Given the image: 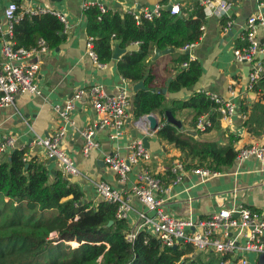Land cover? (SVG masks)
Here are the masks:
<instances>
[{
	"label": "crops",
	"instance_id": "0c3cea01",
	"mask_svg": "<svg viewBox=\"0 0 264 264\" xmlns=\"http://www.w3.org/2000/svg\"><path fill=\"white\" fill-rule=\"evenodd\" d=\"M84 1H25L32 7H44L60 13L67 20L68 27L65 32H62L63 41L60 46L56 49L49 48L39 58L36 84L42 95L34 97L30 94H22L15 99L12 106L0 108V139L13 137L16 150H25L29 159L37 158L38 161L45 163L50 172L59 171L54 162L46 159L43 149L34 143L36 135L47 137L61 125L54 107H63L77 90L92 85H100L108 94H116L119 87H127L132 104L127 110L123 134L116 141L109 138V130L97 131L94 141L98 143V149L92 150L87 157L82 155L84 141L80 131L96 120L95 112L87 98L75 102L74 110L70 115L73 125L66 126V135L62 140L61 149L81 173L80 177L70 180L81 187L86 201H92L94 204L98 201L94 189V183L97 182H105L121 190L129 189L143 164L133 167L129 182L120 185L116 175L104 164L103 157L105 154L116 151L124 157L128 153L126 147L132 140L147 138L149 145L147 149L153 157L147 167L165 187L170 189L167 195H163V198H168L162 206L165 213L176 219H191L196 222L220 210H230L237 205L264 212L263 163L254 158L240 162L234 161L232 166L219 172L218 175L202 180L200 176L192 172L197 167L186 168L180 152L156 137L161 124V118L157 113H152L156 115L158 121V129L154 135H149L152 131L137 124L139 118H136L133 112L135 83L129 80L123 83L116 67L118 59L126 50L121 49L124 52L118 59H112L102 69L97 68L85 53L88 36L86 18L81 10ZM91 1L108 8L115 6L123 14L151 9L155 4H161L167 10L177 5L181 15L185 17L191 15L193 19H196L198 13L203 11L204 16L201 22L204 30L200 40L187 49L173 50L172 53L159 57V70H162L165 65H170L173 57L180 53L185 54V51L189 50V56L193 58V61H197L202 69L201 77L193 88L183 89L177 94L169 95L168 98L185 101L193 93L206 90L228 99V87L232 84L237 94L233 100L236 105L235 114L227 120L219 115L218 127L203 132L201 139L213 140L222 146L231 144L236 152L249 145L264 146V74L251 91L247 90L248 75L253 65L238 63L233 57V50L243 45L241 37L248 17L255 13L264 15V8L259 7L257 0L234 3L231 13L233 23L226 31L224 30L225 19H219L214 15L215 5L202 6L200 0ZM8 2L9 0H0V47L1 38L7 27L3 13ZM257 37L262 39L264 33L258 30ZM116 45L117 43L114 42L113 53ZM137 48L138 46L133 45L127 51L133 52ZM257 60L262 61V57H258ZM175 75V72L164 74L166 81L169 78L173 80ZM203 117L208 120L206 116ZM177 120L181 121L183 131L193 132L189 128L191 118L188 112L180 115ZM176 162L183 163L184 172L182 180L173 184L174 174L171 168ZM131 206L136 211L144 210L136 198H132ZM127 223L129 229L135 226V212L128 214ZM246 258L250 263L257 264L256 255L246 254Z\"/></svg>",
	"mask_w": 264,
	"mask_h": 264
},
{
	"label": "trees",
	"instance_id": "16d2710c",
	"mask_svg": "<svg viewBox=\"0 0 264 264\" xmlns=\"http://www.w3.org/2000/svg\"><path fill=\"white\" fill-rule=\"evenodd\" d=\"M84 16L86 33L93 38L99 62L112 61L116 42L126 50L116 63L121 78L143 82L144 89L133 97L135 117L157 113L161 124L156 137L180 152L186 168L207 167L221 172L232 166L237 154L232 145L203 140V132L196 129L202 116L212 123L206 131L218 127L216 106L200 92L185 101L168 98L197 84L202 74L200 64L189 55L177 53L170 65L159 70V58L152 59L155 49L179 51L197 43L203 34L204 12L193 19L165 9L159 18L137 23L132 14H123L115 6L101 13L95 3ZM63 28L52 14L26 16L14 27L13 41L16 47L29 49L41 39L56 49L63 41ZM135 43H139L137 50L127 51ZM171 72L176 75L163 94L164 74ZM166 111L175 119L188 112L194 134L168 124ZM24 154L25 150L16 149L0 154V264H222L227 260V256L213 252L195 253L190 246L161 250L159 241L144 232L128 242L129 226L127 221L116 219V205L86 201L77 183L60 171L50 172L35 157L23 161ZM68 244L77 247L68 251Z\"/></svg>",
	"mask_w": 264,
	"mask_h": 264
},
{
	"label": "built area",
	"instance_id": "2783aa9c",
	"mask_svg": "<svg viewBox=\"0 0 264 264\" xmlns=\"http://www.w3.org/2000/svg\"><path fill=\"white\" fill-rule=\"evenodd\" d=\"M25 1L27 0L20 2L9 0L4 8L3 15L7 27L1 38L0 47V108L12 106L15 99L22 94H30L34 97L42 95L36 84V78L39 71V58L48 51L49 47L41 39L37 41L35 47L29 49L16 47L13 41L14 27L26 16L45 14L56 16L63 23V32L68 27L67 20L60 13L44 7H32ZM237 1L244 0H200V5H215L214 15L219 19H225L224 30L226 31L233 23L231 13L233 5ZM95 3L85 0L81 7L82 12L84 13L88 7ZM257 3L259 7L264 8V3L258 0ZM98 6L100 12L104 13L106 7L100 4ZM163 10H165V6L155 4L151 9L131 14L134 20L139 23L141 20L152 21L159 18ZM169 11L171 14L180 12L177 5L172 6ZM200 30H204L203 25ZM258 30L264 33V15L262 13H255L248 17L241 37L243 45L233 50L236 62L253 65L246 84L247 90L250 91L264 74V37L258 39ZM134 45L138 46L139 43ZM85 53L97 68L102 69L105 66L99 62L93 49V38L88 37ZM260 56L262 61L257 60ZM190 60L193 58L190 57ZM182 66L186 67L187 63H183ZM122 82L125 83L126 80L122 79ZM200 93L216 106V111L224 120L230 119L235 114L236 105L233 100L237 94L232 84L228 87V99L206 90H202ZM84 98L89 99L96 115L94 123L86 125L80 131L84 141L82 155L85 157L99 147L98 143L94 141L97 131L109 130V138L112 141H116L123 134L127 110L132 104L127 87H119L116 94H108L100 85H92L77 90L63 107H54L61 125L47 137L36 135L34 143L43 149L46 159L53 160L57 169L66 178L81 176L80 171L61 149V143L66 135V126L73 125L70 115L74 110L75 102ZM146 117L147 115L139 117L137 122L144 129H148L145 122ZM211 126L212 123L202 116L198 119L196 129L205 132ZM149 135H154V132H150ZM126 148L128 150L126 156H121L118 151L108 153L104 155L103 162L116 175L120 185L129 182V175L133 167L143 164L129 189L121 190L105 182L94 183V189L98 200L116 205L115 217L117 220L128 221V214L136 213V224L129 229L126 235L128 242H133L138 233L144 232L159 241L161 250L190 246L195 253L213 252L220 257L227 256V260L222 264H252L247 260L246 254H254L258 258L260 254L264 253V212L237 205L230 210H220L196 222L191 219H176L162 209L168 199L163 198V195H167L170 189L165 187L161 180L148 169L147 164L153 157L143 140H132ZM13 150H15L13 137L0 139V154L8 155ZM251 158L264 164V146L249 145L240 149L237 151L235 161L240 162ZM28 160L29 157L25 153L23 161ZM171 172L174 174L173 184L179 183L184 172L183 163L176 162L171 168ZM192 172L200 176L202 180L219 174L207 167H197ZM132 198L139 201L144 207L143 211H136L132 208ZM234 232L235 235H233Z\"/></svg>",
	"mask_w": 264,
	"mask_h": 264
},
{
	"label": "water",
	"instance_id": "95a60500",
	"mask_svg": "<svg viewBox=\"0 0 264 264\" xmlns=\"http://www.w3.org/2000/svg\"><path fill=\"white\" fill-rule=\"evenodd\" d=\"M52 1H57L58 2L60 0H52ZM168 10H170V8H168ZM122 52H124V51L119 49L118 45H116L115 48H114V53H113L112 59L117 60L118 57L122 54ZM172 52H173L172 48L165 49L163 51H160L159 49H155V52H154V55H153L152 59L155 60V59L161 57L162 55H165V54H168V53H172ZM185 54L189 55V50H186ZM170 82H171V79L170 78L167 79L165 87L162 89V93L163 94L166 93V88H167V86H168V84ZM142 89H144V84H143L142 81L135 83L134 86H133V92H137L138 90H142ZM165 117H166V121H167L168 124H171V125L177 127L178 129H180L182 127L181 126V121L175 119L170 111H166ZM145 122L148 125L147 127H148L149 131L155 132L158 129V121L156 119V115H154V114L147 115V117L145 119ZM189 134L193 135L194 133L193 132H189ZM143 142H144L146 148H148V146H149L148 145V139L144 138ZM50 162H53V160H50ZM67 178L71 179L70 176H68ZM175 248L176 247H174L173 249H175ZM257 264H264V253L260 254L258 256Z\"/></svg>",
	"mask_w": 264,
	"mask_h": 264
},
{
	"label": "rangeland",
	"instance_id": "374dc122",
	"mask_svg": "<svg viewBox=\"0 0 264 264\" xmlns=\"http://www.w3.org/2000/svg\"><path fill=\"white\" fill-rule=\"evenodd\" d=\"M71 247H75V248H76V247H77V244H73V245H71V246L68 244V251H71V250L74 249V248H71ZM255 260H256V259L254 258V261H255Z\"/></svg>",
	"mask_w": 264,
	"mask_h": 264
}]
</instances>
